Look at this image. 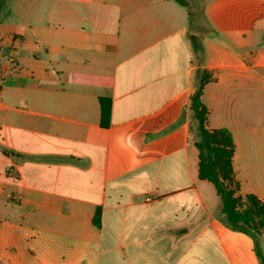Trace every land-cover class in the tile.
<instances>
[{
  "label": "crops",
  "instance_id": "obj_1",
  "mask_svg": "<svg viewBox=\"0 0 264 264\" xmlns=\"http://www.w3.org/2000/svg\"><path fill=\"white\" fill-rule=\"evenodd\" d=\"M205 70L207 128L230 132L239 193L264 203V0H9L0 264H260L199 177Z\"/></svg>",
  "mask_w": 264,
  "mask_h": 264
},
{
  "label": "trees",
  "instance_id": "obj_2",
  "mask_svg": "<svg viewBox=\"0 0 264 264\" xmlns=\"http://www.w3.org/2000/svg\"><path fill=\"white\" fill-rule=\"evenodd\" d=\"M181 5L190 7L192 0H176ZM9 0H0V21L2 12ZM196 55L200 47H194ZM213 79L211 73L204 71L203 80L195 82V91L190 97L189 119L191 122L194 145L199 150V177L211 182L220 197L222 221L233 231L241 232L252 238L254 251L264 264L261 236L264 231V203L253 194L240 195V183L233 171L235 145L228 130L210 131L207 128L209 111L201 96L204 85ZM101 210L98 209L94 224L100 227Z\"/></svg>",
  "mask_w": 264,
  "mask_h": 264
},
{
  "label": "rangeland",
  "instance_id": "obj_3",
  "mask_svg": "<svg viewBox=\"0 0 264 264\" xmlns=\"http://www.w3.org/2000/svg\"><path fill=\"white\" fill-rule=\"evenodd\" d=\"M207 0H203V2H206ZM206 4V3H205ZM202 28L204 29V31H205V34H208L209 33V31H210V27H209V25H208V23H207V21L206 20H202ZM198 35H202V33L199 31L198 32ZM189 124H190V126H191V122H190V119H189ZM190 139H193V137H192V134H191V136H190Z\"/></svg>",
  "mask_w": 264,
  "mask_h": 264
}]
</instances>
